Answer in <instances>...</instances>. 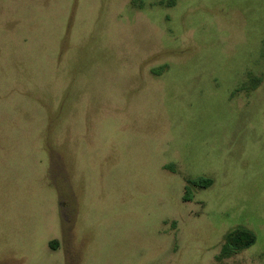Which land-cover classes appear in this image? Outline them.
Segmentation results:
<instances>
[{
    "label": "rangeland",
    "instance_id": "1",
    "mask_svg": "<svg viewBox=\"0 0 264 264\" xmlns=\"http://www.w3.org/2000/svg\"><path fill=\"white\" fill-rule=\"evenodd\" d=\"M0 264H264V0H0Z\"/></svg>",
    "mask_w": 264,
    "mask_h": 264
},
{
    "label": "trees",
    "instance_id": "2",
    "mask_svg": "<svg viewBox=\"0 0 264 264\" xmlns=\"http://www.w3.org/2000/svg\"><path fill=\"white\" fill-rule=\"evenodd\" d=\"M194 185H196V186H200V187H202V188H207V187H209L210 185H211V182L210 181H207V180H204V181H201V182H197V181H193L192 182ZM58 242H54L53 244H52V247L55 245V244H57Z\"/></svg>",
    "mask_w": 264,
    "mask_h": 264
},
{
    "label": "crops",
    "instance_id": "3",
    "mask_svg": "<svg viewBox=\"0 0 264 264\" xmlns=\"http://www.w3.org/2000/svg\"><path fill=\"white\" fill-rule=\"evenodd\" d=\"M54 242H58V243L55 244V245L52 247V244H53ZM50 247H51L52 249H54L55 251H57L58 248H59V241H58V240H52V241L50 242Z\"/></svg>",
    "mask_w": 264,
    "mask_h": 264
}]
</instances>
